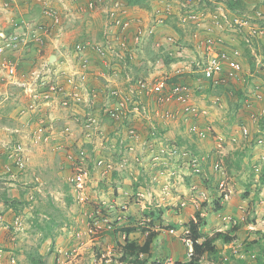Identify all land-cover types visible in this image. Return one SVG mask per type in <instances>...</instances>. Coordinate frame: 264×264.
Here are the masks:
<instances>
[{"label": "rangeland", "instance_id": "obj_1", "mask_svg": "<svg viewBox=\"0 0 264 264\" xmlns=\"http://www.w3.org/2000/svg\"><path fill=\"white\" fill-rule=\"evenodd\" d=\"M0 1H2L0 4V24L3 26L9 24V21H15L18 16L20 17V14L12 9V5L18 4V8L22 10L24 7L20 6L27 0L12 1L14 3L12 5L6 4V0ZM48 1L57 4L56 0ZM74 1L75 0L67 1V6L70 9L68 12L62 10L63 24L61 27L54 29V33L62 36V45H64L63 47L65 50H73V53H75L76 40L81 38L79 36L82 34H88L86 32L87 30H92L93 35L88 37L93 38L91 40L92 42L99 41L101 37L97 33L98 30L101 31L103 29L105 23L104 12H102L101 8H96L93 11L86 10L84 9L85 5H75ZM262 1L264 0H250V3L245 1L244 6L247 8V6L250 7ZM205 3L206 4L202 6V11L198 13L199 16L196 18V21H198L196 22L197 24H191V26L186 25L181 27L178 19V11L170 12V15L164 23L159 21L154 22L153 18L151 20V17H156L157 12L154 11L158 8L161 9L164 5L156 2L153 3L154 8L153 12L150 14L151 16L149 14L143 16L146 19L145 22L143 17L139 16L143 24L146 22L149 23V26L147 24L148 32L145 34L144 43L138 46L136 50L138 56L134 59L136 68L138 69L136 72L139 74V77H147L151 74H166V71H169V66H167L170 60L169 58L172 56L177 58L180 50H183V54L179 56L181 60L176 63L189 66L190 70H193V67H190V65L196 60L194 52H197V49L192 42L195 43V41L203 40L206 30L205 25H207L208 28L212 26V23H210V21H212L210 15L213 12L214 5L212 6V3L209 1ZM27 9L28 12L25 11L26 13L24 15L26 19H30L35 23L42 21L40 5L34 0L32 3L29 1V7L27 6ZM248 10H251V8H248ZM141 15L143 14L141 13ZM8 16L11 17L9 18ZM24 16L21 18L23 19ZM128 16L134 17L132 15L130 16V14ZM96 19H99V21L95 26L93 21ZM202 26H204V29ZM171 28L173 29L171 30ZM95 29L96 31L94 32ZM220 32V34H222L225 31ZM169 37L174 38L178 43L166 41ZM184 47L187 49H184ZM70 59L74 61L73 57ZM52 62L53 61H51V63ZM75 65L78 66L79 64L75 62ZM249 65L250 64L246 63L244 72L248 73L250 71ZM98 69L99 72H105L104 74L107 75V69H102V67ZM134 72L135 70H131L132 74ZM187 72L189 75L190 71ZM64 76L63 78L66 79V75ZM98 76L101 83H104L103 77L105 76ZM182 77L187 79L190 83L188 80L189 76L185 74ZM191 77L195 78L193 75H191ZM114 80L117 84H121L123 81L122 76H114ZM193 80L194 79H192V81ZM4 81V84L10 83L8 78ZM249 81L250 86H253L254 83L263 82L264 77L261 73L254 72V76H251ZM198 82L200 83H190L192 87L191 98L192 102L201 109L203 113H207L203 115V117H200L199 121L202 126L206 127L205 129H207L209 133L205 140H196L190 136L193 143L196 144L197 152L190 146L191 143L188 137L186 124H183L182 120L179 121L176 119L162 120L161 117V120L157 119L156 124L165 132L162 136H160L159 131L154 132V129L152 127L151 129L150 125H146L147 123L144 120H142V123L137 122V127H135L140 133V138L135 140L128 136V131H125L126 129L123 130V133H116V130H114L115 126L105 117L99 126L100 134L96 136L93 132L92 135H90L91 131H88L85 122L87 106L84 104L73 106L74 109L77 108L78 111L80 110L77 113L79 119L69 125L65 124V126L59 130L60 132H58L60 136L59 139H51V136L46 142H36V144L40 145H38L39 147L45 149L44 151L49 152V161L62 166L60 171L62 173L61 175H56L54 171L51 170L49 174L41 175L40 172H36L35 175L32 174L31 177L27 178L29 185L34 184L30 192L32 196L30 200H32V202L37 201L38 205L40 199H42L43 202H41L43 207L41 208L46 210L49 202H51L49 200L55 198L57 201L61 202L63 214H68L71 218L74 215L77 216L73 219L74 224L71 225L70 221H68L66 226H63V237L59 238L58 236L56 238V246H59L56 251L47 247V245L50 246L54 240L49 243L46 241L41 243L39 240V233H32L29 235L17 233L16 236H19L20 243L24 246L26 253L27 250L28 252L31 251L33 254H37L38 251V254L46 264H101L102 261L100 259L96 260L94 251V246H96L104 252L110 264H113L111 259L113 260L120 256L119 253L116 252L119 246L111 239L112 236L107 235L103 238V232L107 229L108 224H112V222L117 219H119L121 223H125L123 220H125L126 214H130L128 215L129 219H131L130 216L136 218L130 221V224L133 225L132 227L136 229L132 231L129 236L144 242L147 235V230L145 231V229L151 228V230H159L158 226H160L161 223V215L165 216L164 218L167 219L170 214H173V218L175 215L179 214H195V211L198 210L192 209V211H190L188 208H191V204L192 206L194 205L191 200L192 197H189L190 186L187 182L190 180L194 181L195 185H199L201 189L208 191L207 201L201 202L198 200V203L201 205V211H206L207 215H205L204 218H207V221H209L210 216H214L216 221L220 222L216 223L212 229H206L204 236H209V233L213 234L218 228L230 230L235 225H238L245 234L247 232L249 233V235H245L246 239L244 241L243 234H237V242L233 244L232 248L228 247L224 249L222 247L223 243L218 241L217 245L221 250L220 258L215 259L214 257L205 256L203 259L204 264L205 262L223 264L226 260H230V264H242V259L237 257L236 253H234V245L241 244L246 248L250 241L260 236L259 233H257L258 230H260V234H263L260 227L264 228V224L260 222L264 217V183L262 182V172L264 171V144H257L256 141V138L260 134L258 130L264 129V124L262 121L258 123L252 122L249 116L250 109L243 108L245 104V95L242 90L243 86L241 81L235 84L239 87H233V90H224L221 94H214L213 92L208 93L205 90L207 89V85L201 81ZM111 84L113 85V82H111ZM8 88L9 86L5 85V89ZM7 92L8 91L5 93ZM104 99L105 96L103 92H100L99 96L95 98L96 105L94 112L96 114L98 113L99 117H101L99 114L100 111L103 114L105 113L103 106ZM2 100L5 101L6 99L2 98ZM13 106L16 105H8L7 102H0V120L4 121V124L12 122L8 121V118ZM261 106H263L262 103ZM150 108H152L151 105ZM18 109L23 111V105H21L20 108L18 107ZM30 117H26L23 112L18 115L21 122H24V125L27 124L29 128L27 129L28 135L32 131V128H30L31 122H29V119H31ZM52 120L53 118L49 121V128L51 131L56 130L55 127L53 129ZM243 123L249 127L250 133L248 136L245 134L242 135L240 132V127ZM130 125H132V123L127 124L128 127ZM13 126H16L15 123ZM15 128H18V125L12 128V130L14 131ZM178 137L188 140L186 143L179 144L183 146V148H187L184 149L186 153L185 155L184 153H180V155L177 154V156L171 157L167 150L171 148L169 145L174 142L176 143ZM122 138H124L128 147L123 148L121 154H119L117 147ZM8 141L12 140H0V149H2V144ZM29 141L30 144H33L31 139H29ZM107 142H111L114 147L109 148ZM166 142H169V145ZM104 149L106 151L105 153H103ZM81 150H84L86 153L85 159L87 160H83V162H86L87 168L89 167L90 181L86 189L81 193L82 195L80 194V197L75 199L72 196L70 186L67 185V177L72 172L67 153L73 151L75 155H78ZM116 151L118 155H115ZM110 153L113 155H110ZM194 154L199 156H194ZM208 155L210 157L204 159V157ZM100 157H105L112 165V169L106 174L103 173L102 168H95L94 161L96 158ZM192 157L197 158V160L200 159V171H195L193 167H189V160ZM218 161L222 167L219 171L214 168V164ZM236 162H239V165ZM212 174L215 177L214 180L211 181L207 178H211ZM139 175L145 176L144 182L148 185H139L137 190L142 187L141 190H144L145 195L153 191L154 193L152 196L146 197L142 192L140 193V191H138L137 194V192H135L136 190L133 189V181L137 179ZM204 178L210 181V184H205ZM155 179L160 184H164L162 180L165 179V183L169 185L168 190H165V188L159 190L158 187H154L153 189L151 180L154 181ZM47 180L55 182L56 186H52L50 189ZM221 180H225L227 183L231 191V198L228 202L221 204L222 206L219 208L217 207V199L215 197L216 195L219 196V193H215L211 185H214V181L219 184ZM131 185L133 187H130ZM25 192H28V189H26ZM25 192L22 195H24ZM55 194H57L58 197H55ZM25 196V198H29L28 194ZM160 197L163 198V203L157 201ZM193 197L196 198L195 196ZM183 201L186 202L185 207L181 204ZM40 204L38 207H40ZM149 209H153L156 212V223L153 225L145 223V219L148 218L144 217V212ZM159 210H162V213H160ZM133 214H136V217ZM29 216L33 218L38 216V214L30 213ZM229 217L233 218L232 222H229ZM36 220L44 225L49 222V220L44 217ZM234 220H236V223H234ZM253 220L254 222H258L257 220H259L257 229H249L246 225L247 222ZM226 225L227 227H225ZM111 226L115 228V226ZM162 226L166 229L172 228V225H166L168 227L165 225ZM166 231L168 232V230ZM117 239L119 242L125 240L121 233H118ZM255 252L257 254L260 253L259 251ZM160 253L166 256L165 251H161ZM170 258L161 257L159 259L166 261ZM171 260L173 261L175 259L171 258L170 261ZM105 262L106 261H104V263ZM256 262L257 260H254L252 264H257Z\"/></svg>", "mask_w": 264, "mask_h": 264}, {"label": "built area", "instance_id": "obj_2", "mask_svg": "<svg viewBox=\"0 0 264 264\" xmlns=\"http://www.w3.org/2000/svg\"><path fill=\"white\" fill-rule=\"evenodd\" d=\"M41 7L42 21L33 22L30 19L23 18L15 23L18 30L6 34L0 31V74L2 79H9L10 82L18 81L19 65L7 56V52H18L27 49L31 43L40 49L43 48L48 35L55 28L61 27L63 24L62 10L69 11L67 6L68 0H56L57 4H53L48 0H34ZM178 4V15L183 23L196 19L198 10L192 9L200 3L205 5L207 1L212 3L213 12L210 17L211 23L219 29H228L234 31L240 36L245 45L250 49L254 64L257 70L264 75V48H260L257 40L264 37V26L255 23V19L261 15V12L254 16L252 13L241 14L230 17L226 12L223 3L217 0H174ZM125 0H90L84 9L93 11L101 8L104 12L105 23L102 29L101 39L99 41H80L75 44L76 62L78 66L72 65L67 72L59 70L55 74H51L50 69L35 70L32 72L33 85L25 82L20 83L24 86L25 92L29 95L30 101L24 107V113H35L33 128V136L36 142H46L51 137L49 121L51 118V110L55 105L65 108L86 105L87 112L85 114L86 127L94 135H99L101 122L95 110V98L100 92L91 87L89 83V69L99 68L98 64L93 63V58H98L104 62L105 72H98L97 77L104 78V96L103 103L104 112L107 118L115 126L116 133L128 131V136L138 140L140 133L136 128L137 122L144 120L147 124L157 132V119L182 120L187 125L188 132L196 134L200 138L207 136L206 129L200 125L198 119L203 116V112L193 102L191 98V84L182 77L184 69L182 66L172 65L171 71L166 74H152L148 77L136 78L132 73V64H135L136 50L141 44L144 27L141 21L127 17ZM169 10V8H168ZM170 13V12H168ZM203 57L196 61L198 72L202 77L214 83H223L227 86L234 84L239 79L245 80L244 66L242 61V52L237 48H230L223 44L222 38L218 36H207L202 41ZM184 67V66H183ZM99 70V69H98ZM50 71V72H49ZM25 77L24 73H21ZM66 75V80L63 78ZM122 76V83H115L114 76ZM249 75L253 73L249 72ZM113 82V85L111 84ZM230 84V85H229ZM249 101L258 102L264 100V84H257L253 89L246 91ZM148 100L154 101L157 108L155 113L151 111ZM173 105L175 109L163 108L162 106ZM159 107L163 109H159ZM42 110L45 112L42 113ZM153 115V116H152ZM160 119V120H161ZM254 120L264 121V109L257 115L253 114ZM143 121V122H144ZM135 122V123H133ZM128 123H132L129 127ZM136 126V127H135ZM151 128V129H152ZM243 134L247 135L249 129L246 125L242 126ZM263 140H260L262 143ZM118 151L121 152L125 144L124 138L119 141ZM114 145L109 143V148ZM132 149V147H131ZM2 150L7 157L11 159L12 165L16 167V172L25 171L27 167L26 149L23 143L7 142L2 144ZM181 149L177 145H172L168 150L171 156L177 155ZM67 157L72 165V172L69 176V182L73 186L76 198L86 189L90 171L86 162L84 150L78 155L73 151L67 153ZM196 158L193 164L196 171L199 163ZM95 168H102L103 173H108L112 169V165L107 159L96 158L94 161ZM214 168L219 171L222 169L221 164L216 162ZM16 172L12 175L15 176ZM197 189L194 185L191 191ZM221 201L227 202L231 198L225 180H221L218 184ZM198 191V190H196ZM82 195V194H81ZM201 197L206 198V193L201 192ZM229 219H231L229 217ZM264 224V217L260 220ZM14 226L17 230L24 229L23 221L20 217L14 220ZM257 225L251 228H256ZM172 233L173 229L170 230ZM189 231H184L183 241L187 246V256L191 258L194 254L193 239L186 236ZM239 252V251H238ZM237 252V253H238ZM241 258L254 260L255 254L243 253ZM10 263L15 264L16 258L12 256Z\"/></svg>", "mask_w": 264, "mask_h": 264}, {"label": "crops", "instance_id": "obj_3", "mask_svg": "<svg viewBox=\"0 0 264 264\" xmlns=\"http://www.w3.org/2000/svg\"><path fill=\"white\" fill-rule=\"evenodd\" d=\"M12 1H16V0H6V4H11V5L14 4ZM29 1H31V3L33 2V0H27L25 3H23L20 6V7H24V8H22V10L20 8H18V4L12 5V9L16 10V13L20 14V17L18 16L17 19H15V21L13 20V22L9 21V24H5L3 26L0 24V29L8 32L9 34L18 30L15 23L22 19L21 17L25 15V13H26L25 11L28 12L29 8L27 9V6L29 7ZM88 1L89 0H75L74 2H75V5L82 6V5H85ZM125 1L127 3V6H126L127 13H128V15L130 14V16L131 15L134 16V17H131L134 21H136L137 19L140 20L139 16L143 17V16H146L148 14L150 15L153 12V8H154L153 3L154 2L161 3V5L164 4L161 9L158 8V9H156V11H154V12H158V14H157L158 16L163 17V22H165L167 20V18L169 16L168 12L177 11V8H178V6L175 5L176 2H174L173 0H125ZM244 1H247L248 3H250V0H244ZM1 2L2 1H0V4H1ZM2 5H3V3H2ZM234 6L235 5H233L232 8L229 6H226L225 10L228 12L230 11L229 12L230 14H235L234 12L236 10H235ZM258 7L260 9L264 10V1L259 2ZM168 8H169V10H168ZM162 9H164V10H162ZM150 10H152V11H150ZM23 12H24V14H23ZM141 13L143 15H141ZM94 14H95V12H94ZM24 18H25V16H24ZM143 19L145 22L146 19L144 17H143ZM150 19L152 20V17ZM98 21H99V19H96L95 21H93L95 26L98 23ZM179 22H180L181 27H184L180 20H179ZM144 24L146 26L148 24V26H149L148 22H146ZM101 25H102V23H101ZM187 25L191 26V23H189ZM205 26H206V30H205V32L203 31L205 33L203 39L206 38L207 36H210V35H216V34L221 35L222 40L224 41L223 44L225 46H228L230 48H237V49H240L242 51V54H243L242 55V61H243L244 69L246 67V63L250 64L249 66L251 69V67L253 65V57L250 54V51L246 48V46L242 42V40L238 34H236L235 32H231V31H225L224 33L220 34L221 33L220 30H217V29L214 30V29H212V26H211V28H208L207 25H205ZM202 27L204 29V26H202ZM172 29L173 28H171V30ZM2 30H0V31H2ZM95 31H96V29L94 30V32ZM54 32L55 31H52L48 35L47 41H46L45 46L42 50H39V49H36V48L30 46L29 48L23 49V50L18 51V52H13V53L7 52L6 53V55L10 56L12 59L18 60L17 63H19V72L25 74V77H23V76L19 77L20 82H22V83L25 82L28 85H33V79L31 77V74L35 70H44L45 68H48V69H50V71H52L51 74H55L56 72H59V70H65L66 69L67 71H69L72 68V64L75 65L76 58H73L74 59V61L72 60L73 62L70 59L74 56L73 50L69 49L66 51L65 48L63 47L64 45H62V42H63L62 36H60ZM86 32L88 34H82L81 36H79L81 38H78L76 41L77 42L91 41L93 38H88V37H91V35H93L92 30H87ZM162 33H163V31H162ZM97 34H99V36L101 37L102 30L101 31L98 30ZM156 34H157V32H156ZM156 36H158V35H156ZM166 41H170V43H175V42L178 43L177 40L175 41V39L171 38V37H169L168 40H166ZM202 41L203 40L195 41V43L192 42L194 47L197 49V52L196 51L194 52V57L197 61L201 60L202 59L201 57H203ZM143 43H144V40L142 41L141 44H143ZM260 43H261V45L264 46V37L261 39ZM184 49H187V48L184 47ZM182 52H183V50L182 51L180 50L177 58L170 56L172 58V60H171V58H169L170 60H169L168 65H167V66H169V68H168L169 71H166V73L171 71L172 65L182 66V69H184V75L186 74L187 76H189L188 80L190 81L191 84L193 82L195 84L200 83V82H198V79H196V78H198V76H200L199 73L190 70L189 66L184 65V67H183V65H181V63H179V64L176 63L177 61L181 60L179 56H181L183 54ZM52 54L56 55V60H54L51 63V62H49V57ZM93 61H94L93 63H95V65L98 64V67H102V69H105L104 62L102 60L95 57V59L93 58ZM187 71H190L189 75H188ZM89 72H90L89 83H90L91 87H94L99 92H104L105 82L101 83V80L98 79V77L96 76V74L99 72L98 68L92 67L91 69H89ZM191 75H193L195 78H192ZM249 77H250V75L248 73L247 74V83H249ZM192 79H194V80L192 81ZM239 80L242 82V86L244 87L246 85L244 80L243 79H239ZM240 81L235 82V84L236 83L238 84V82H240ZM201 82H203L204 84H208V81L206 79H201ZM4 83H5V81H4V79L1 78V74H0V102L1 103L7 102L8 105L14 104L16 106H13L11 108V112L9 113V118L7 117L8 121H12V122L4 124V121L0 120V140L3 139V140L22 141V139H24L23 141H24V143L27 147V150H28V154H27L28 161H27L26 170L24 172L17 173L15 166L12 165L11 159H9L6 156V154L2 151V149H0V264H11L10 258L12 256H14V258L17 259V264H29L28 258H27L28 250L26 253V250H24V246H22L20 243L19 236L18 237L16 236L17 233H20L21 235L22 234L29 235L32 233H35V234L39 233V235L41 236L43 234V232L41 231V229L39 230V226H37V223L34 222V219H40L41 217L42 218L44 217V218H47L50 222L54 221V224L56 225V227L52 230L53 235H51L45 241L47 243H49L50 241L54 240V242L52 244H50V246L47 245V247L51 248L52 250L54 249L56 251L57 247H59V246H56V244H57L56 238L58 236H59V238L63 237V235H62L63 229H64L63 226L64 225L66 226V223L68 221H70L71 225L74 224L73 219H75V217L77 215H74L71 218L68 216V214H63L62 213L63 212L62 204L60 201H57L55 198L49 200L51 202H49V205L47 206L46 210L41 208V207H43L42 206V202H43L42 199H40L41 204L38 203V205H37V201H34V202L30 201V199H32L30 192L32 190V187H34L33 186L34 184L29 185L27 178L31 177L32 174L35 175L36 172H40L41 175L42 174L46 175V174H49L51 172V170L54 171V173L56 175L57 174L61 175L62 172H60V171L62 169V166H60L59 164L58 165L54 164L51 161H49L48 160L49 152L44 151L45 149L39 147L40 146L39 144H36L34 142H33V144L29 143L30 142L29 139H31L30 133H29V135L27 133L28 132L27 129H29V128H28L27 124L24 125L23 124L24 122H21V119L18 118V115L20 112L18 107L20 108L21 105H23V107H25L30 101L29 95L24 90V86H22L20 83H18L16 81L10 82L8 84H4ZM5 85L9 86V88L5 89ZM233 87H239V86L232 84V88ZM6 91H8V92L5 93ZM2 98L6 99V100L4 101V100H2ZM148 103L152 106V108H150L151 111L154 112L155 109L157 108L154 101L148 100ZM162 107H165V106H162ZM76 109L77 108L74 109V107L71 106L70 108L55 107L51 110V112H52L51 116L53 118L52 126H53V129H54V127L56 128V130H52V132H51V136H52L51 139H53V138H54V140L59 139L60 138V136L58 134V132H60L59 130L62 127H64L65 124L69 125L71 123L76 122L75 120L79 119L77 113L80 110L78 111V109L77 110ZM159 109H163V108L159 107ZM42 112H45V110H42ZM99 114H100L102 120H104V118L106 117L105 114H103L101 111L99 112ZM28 116L30 117V115H28ZM28 116H26V117H28ZM32 116L35 117V114L33 113ZM14 123L16 126L18 125V128L14 129V130H16L15 132L12 130V128L16 127V126H13ZM19 130H20V132H18ZM159 134L164 135L165 132H162L159 130ZM166 138H168V137H166ZM182 140L184 141V143H186L188 141L186 138L182 139ZM190 143L193 144V140H190ZM105 152L106 151H103V153H105ZM199 165H201V161H200ZM13 172H16L15 176L12 175ZM137 179H138V177H137ZM151 182L153 183V185H152L153 189H154V187L155 188L158 187L159 190L161 188H165V190H168V188H169V185L165 183L166 182L165 179L162 180V182L164 184L158 183L156 181V179L154 181L151 180ZM47 184H48V187L50 189L52 188V186H56V183L51 181V180H47ZM26 186H27V188H26ZM133 186L131 185L130 187H133ZM141 188L138 191H140V193L142 192V194L146 197L152 196L154 193L153 191H150L149 193H147V195H145L144 190H141ZM198 188H199V190H201V187L199 185H198ZM26 189H28V192H25ZM24 192H25V194L22 195ZM189 193H191V189L189 190ZM26 194H28L29 198H25ZM56 196H57V194H55V197ZM186 197H188V196H186ZM189 197H191L190 194H189ZM162 199L163 198L160 197V198H158L157 201H159L160 203H163ZM26 202H29L28 203L29 205H23V207L20 206V208H18V211L15 209L20 204H22V203L24 204ZM39 204H40V207H38ZM30 206L32 209L30 208ZM190 206H191V208L190 207H188V208L190 211H192V209H194V205L192 206V204H191ZM31 211H33V212H31ZM20 213H22V214H20ZM30 213L31 214H38V216H35L32 218V216H29ZM126 215L127 216L125 217V220H123V221H125V223H121V222L118 223V225H120V227H132L133 226L132 224H130V221H132L133 219H136V218H132V216H130L131 219H129L128 215H130V214H126ZM133 215L136 217V214H133ZM172 215L173 214H170L167 219L164 218L165 216H162V218L160 220L161 221L160 226H158L160 229V230H158V231H160V234H159L158 238L156 239L155 243L153 244L152 252L155 255V258H161V257H169L170 258L171 257V258H174L175 261L176 260H185L186 259L185 248H184L181 240L179 238L173 236L172 234H169L166 231V229L164 228V226H162V225L166 226V225L174 224V226L177 227V225L186 223L194 214H179V215H175L173 218H172ZM17 217H20L23 221L24 229H22L21 231L15 229V226H14V220ZM205 221H206V224L202 227L203 233H205L206 229H210V228L212 229L216 225V223H220V222L216 221V218L214 216H210L209 221H207V218H206ZM225 227H227V225ZM218 230H223V229L218 228ZM224 231H226V230H224ZM210 234L211 233H209V235ZM237 234L238 235L243 234V237H244L243 241L246 239L245 235H249L248 232L245 234L241 228H239L235 232V235H237ZM259 235H260V237L263 236L260 233H259ZM258 238L259 237H257L256 239H258ZM111 239L113 241H115V239H113V237H111ZM139 242L143 243L141 240ZM236 242H237V236H236L235 241H233L232 243H229V244H222V247L224 249H227L229 246H231L232 244H235ZM245 244H247V243H245ZM95 247L96 246H94V251L96 254V260L100 259L102 261L101 264H107V263L110 264L108 258L105 257L104 252H102L101 249H100V251L102 252V255L100 257L97 255V248H95ZM248 248H250V247H248ZM248 248H247V250H248ZM250 250L251 249H249L248 251H250ZM161 251H165L166 256H165V254L161 255V253H160ZM168 254H170V255H168ZM104 261H106L107 263L106 262L104 263ZM111 262H113V264H122V262L119 259V256L117 258H114L113 260L111 259ZM92 264H96V263H92ZM149 264H151V262Z\"/></svg>", "mask_w": 264, "mask_h": 264}, {"label": "trees", "instance_id": "obj_4", "mask_svg": "<svg viewBox=\"0 0 264 264\" xmlns=\"http://www.w3.org/2000/svg\"><path fill=\"white\" fill-rule=\"evenodd\" d=\"M196 1V0H193ZM230 6H233L232 0H225ZM225 2V3H226ZM226 3V4H227ZM241 6L240 2H238L234 8L236 9L237 7ZM264 21V20H263ZM133 70L135 72L133 75L138 78L139 74L136 72L138 69L136 68L135 64H132ZM141 77V76H140ZM207 89H205L208 93H214V94H221L224 90H233L232 85L227 86L226 84L223 83H214L212 81H208V84H206ZM157 131H162L157 125ZM160 136H162L160 134ZM168 141V140H165ZM167 144L169 142H166ZM177 144H182L184 141L178 137L176 140ZM169 145V144H168ZM196 144H191V148L197 152L196 150ZM170 146V145H169ZM239 165V162H236ZM114 170V169H113ZM214 175H211V178H207L209 180H214ZM205 179V178H204ZM205 179L204 183L210 184V181ZM145 176L139 175L138 179H135L133 181L134 185V190L138 194V186L139 185H144L146 186L147 183L144 182ZM208 181V182H206ZM262 182L264 183V171L262 172ZM189 186L195 185L194 181L188 180L187 182ZM217 183L214 181V185H211L212 188H214L215 193L218 192L217 190ZM212 190V189H211ZM216 195V194H215ZM217 199V207L221 208V203H220V197L217 195L215 196ZM29 202L22 203L15 209L18 211V208L23 207V205H29ZM160 213H162V210H159ZM155 210L149 209L148 211L144 212V217L150 219V221H145L146 224L153 225L156 222L155 218ZM162 217V215H161ZM206 218L202 217L200 211H196L195 213V219L191 218L190 221L188 222L187 226L189 227V236L193 239L194 242V256L190 260H174V261H165L163 259L155 258V255L152 252L153 244L155 243L156 239L158 238L160 231L156 230H151V228L145 229L147 230V235L144 239V242L141 243L138 241V239L131 238L129 235L132 231H134L136 228L135 227H120L118 223L120 222L119 219L115 220L112 222V225L115 226V228H107L103 232V237L110 235L115 239V244L119 246V248L116 250L117 253H119V259L122 262V264H200L201 259L203 256H209V257H214L215 259H219L221 256V250L217 245L218 241H221L223 244H229L236 239L235 232L239 229L238 225L233 226L230 230H217L213 234L209 236H204L202 227L206 224L205 221ZM37 220L34 219V222L37 223V226H39V230L43 232V234L40 236L39 240L40 242H44L47 238H49L51 235H53L52 230L56 227L54 224V221H49L47 224H41L40 222H36ZM57 224V223H56ZM174 226V224H172ZM118 233L125 234L126 238L123 242L117 241V236ZM204 238L203 240H201ZM264 235L258 239H254L248 243L246 249L248 247V250L251 249V251H259L257 256V264H264ZM40 243V244H41ZM97 248V255L100 257L102 255V252L100 251V248ZM28 262L29 264H46L44 260H42L41 256L38 254H33L31 251L28 252L27 254ZM245 261V262H244ZM248 264L246 263V260H242V264ZM223 264H230V260H226Z\"/></svg>", "mask_w": 264, "mask_h": 264}, {"label": "clouds", "instance_id": "obj_5", "mask_svg": "<svg viewBox=\"0 0 264 264\" xmlns=\"http://www.w3.org/2000/svg\"><path fill=\"white\" fill-rule=\"evenodd\" d=\"M90 1V0H89ZM174 1V0H173ZM218 1V3L217 4H219V3H223V5H224V8H226V6H229V7H231L232 8V6H230L225 0H217ZM175 2V1H174ZM227 4H226V3ZM232 2H233V4L234 5H236L238 2H240V4H241V6H239V7H237L235 10V14H230L228 11H226L227 13H228V15L230 16V17H233V16H236V15H241V14H248V13H252L254 16H257V13L258 12H261V15L259 16V17H257L256 19H255V23H257V24H259L260 26H264V10H262V9H260L259 7H258V3L259 2H257L256 4H254V5H252V6H247V8L244 6V3H245V1L244 0H232ZM176 4H177V2H176ZM178 5V4H177ZM126 6H127V3H126ZM125 6V7H126ZM202 3H200V5H198V6H193L192 7V9H196V10H198V12H201L202 11ZM248 8H251V10H248ZM40 11H41V7H40ZM126 14H127V17H129L128 16V13H127V10H126ZM158 14V12L156 13V17L154 16V17H152L153 18V20H154V22H157V21H159V22H161V23H164L163 22V17H161V16H158L157 15ZM169 15H170V13H169ZM232 15V16H231ZM179 16V15H178ZM129 18H131V17H129ZM179 18V20H180V17H178ZM132 19V18H131ZM138 20V19H137ZM140 21V20H139ZM181 21V20H180ZM196 22H198V21H196V19H193V20H189L188 22H186V23H183L182 21H181V23H182V25L183 26H186L187 24H189V23H191V24H197ZM142 23V22H141ZM210 23H211V21H210ZM142 25H143V27H144V35H143V39H142V41L144 40V38H145V34H147V32H148V26H146L145 24H143L142 23ZM188 26V25H187ZM211 28V27H210ZM212 29H217V30H220V31H230V30H228V29H219L218 27H215L214 25H212ZM6 34H8V32H6V31H4ZM231 32H234V31H231ZM212 36H218V37H220V38H222L221 37V35H212ZM240 37V36H239ZM261 39L262 38H260V39H258L257 40V44H258V46L260 47V48H264V46L263 45H261V43H260V41H261ZM242 40V39H241ZM46 41H47V39H46ZM242 42H243V40H242ZM46 43V42H45ZM142 43V42H141ZM223 43H224V41H223ZM244 43V42H243ZM244 45H245V43H244ZM30 46H33V47H35L36 49H39L37 46H35L33 43H31L30 44ZM29 46V47H30ZM44 46H45V44H44ZM44 46H43V48H44ZM246 46V45H245ZM28 47V48H29ZM228 47V46H227ZM42 48V49H43ZM246 48L250 51V49L246 46ZM42 49H40V50H42ZM242 52V51H241ZM75 53H73V55H74ZM250 54L252 55V53H251V51H250ZM243 55V54H242ZM10 57V56H9ZM252 57H253V55H252ZM73 58H74V56H73ZM12 59V58H11ZM13 61H15V62H17L15 59H12ZM196 61L197 60H195L191 65H190V67L192 66L193 68V70L192 71H194V72H197V73H199L200 74V76H198V81H201V79H205L204 77H202V74L200 73V72H198V71H196V70H198V66H197V63H196ZM18 65H19V63H18ZM253 67H251V69H250V73L252 72L253 73V75H250V77L251 76H254V72H258V73H260L258 70H257V68H256V66H255V64H254V57H253V65H252ZM106 69V68H105ZM133 69V68H132ZM65 71H67L66 69H65ZM244 71H245V69H244ZM68 72V71H67ZM248 72V73H249ZM248 73H246V72H244V77H245V80H244V82H245V86L242 88V90L244 91V95H245V104H244V106H243V108L244 109H246V108H249L250 109V112H249V116H250V120L252 121V122H256V123H258V122H260V121H262V123L264 124V121L261 119V120H254L253 119V114H259L263 109H264V100H260V101H258V102H251V101H249L248 100V96L246 95V91L248 90V89H253L257 84H264V81L263 82H261V83H254V85L252 86H250V81H249V83H247V74ZM262 74V73H261ZM152 75V74H151ZM263 75V74H262ZM20 76H22L21 75V72H19V76H18V83H21L20 82V80H19V77ZM119 76H121V75H119ZM150 76V75H149ZM148 77V76H147ZM249 77V78H250ZM263 77H264V75H263ZM66 80V79H65ZM207 80V79H206ZM105 81V80H104ZM207 81H209V80H207ZM237 82V81H236ZM234 85H235V82H234ZM250 86V87H249ZM94 88V87H93ZM261 103L263 104V106H261ZM55 107H62V106H58V105H55ZM54 107V108H55ZM63 108H65V107H63ZM68 108H70V107H68ZM163 108H170V109H175L176 108V106H173V105H166L165 107H163ZM53 109V108H52ZM21 112H23V111H20L19 112V114L21 113ZM24 113V112H23ZM43 113V112H42ZM155 113V112H154ZM35 114V113H34ZM51 114H52V112H51ZM105 114V113H104ZM207 113H203V115H206ZM25 115L26 116H28V115H31V118L32 119H29L30 121L29 122H31L30 124H31V127L30 128H32V131L30 132V136H31V141L32 142H34V143H36V141H35V139H34V136H33V128L35 127V124H34V120H35V117L34 116H32V114L31 113H29V114H27V113H25ZM22 116V115H21ZM35 116H36V114H35ZM106 116V115H105ZM203 117V116H202ZM106 118H107V116H106ZM108 119V118H107ZM109 120V119H108ZM180 121V120H179ZM198 121H199V119H198ZM109 122H111L110 120H109ZM112 123V122H111ZM199 123H200V121H199ZM113 124V123H112ZM183 124H185L184 122H183ZM201 125V124H200ZM243 125H246L245 123H243L242 124V126ZM202 126V125H201ZM242 126L240 127L241 129H240V132H241V134L242 135H244L243 134V132H242ZM247 126V125H246ZM186 127H187V125H186ZM204 128H206L205 126H203ZM248 127V126H247ZM248 129H249V127H248ZM16 130H14V132H15ZM206 131H207V136H208V133H209V131L206 129ZM18 132H20V130L18 131ZM50 132H52L51 130H50ZM187 132H188V129H187ZM258 132H260V134H259V136L256 138V141H257V144H264V129H259L258 130ZM249 133H250V130H249ZM249 133L246 135V136H248L249 135ZM188 137L190 138L189 140H191V137H193V138H195L196 140H205L206 138H207V136L205 137V138H200V137H198L196 134H193V133H190V132H188ZM191 136V137H190ZM236 139V138H235ZM24 139H22V141H15V140H12L11 142H19V143H23L24 144V146H25V149H26V156H27V147H26V145H25V143H24V141H23ZM260 140H263L262 141V143H260ZM8 142H10V141H8ZM38 143V142H37ZM43 143V142H42ZM108 144L110 143L111 144V142H107ZM169 144V143H168ZM172 145H177L178 147H179V149H181L180 151H179V155H180V153H184V155H185V150L184 149H187V148H183V146H180L179 144H177V143H172L169 147H171ZM107 146V145H106ZM109 146V145H108ZM118 146H119V144H118ZM123 146V148H126V147H128V144L126 143V141H125V144L124 145H122ZM170 148H168V150H169ZM167 150V151H168ZM3 152H4V150H2ZM103 151H105V149L103 150ZM117 151H118V149H117ZM117 151L115 152V155H118V153L119 154H121V152H119L118 151V153H117ZM187 151V150H186ZM187 152H189V151H187ZM5 153V152H4ZM6 154V153H5ZM110 155H113L112 153H110ZM7 156V155H6ZM171 156V155H170ZM174 156H177V155H174ZM194 156H197L198 157V155L197 154H194ZM193 156V157H194ZM172 157V156H171ZM190 158V162H189V167H193V169H195L196 167L194 166V164H193V159L194 158ZM207 157H210L209 155L208 156H206V157H204V159L205 158H207ZM101 158V157H100ZM105 158V157H104ZM106 159V158H105ZM172 159V158H171ZM197 159V158H196ZM208 160V159H207ZM27 161H28V156H27ZM198 161H200V159L198 160ZM197 161V162H198ZM198 163H200V162H198ZM70 164V163H69ZM71 165V164H70ZM195 167V168H194ZM198 168H199V171H200V165H198L197 166ZM16 168V167H15ZM71 168H72V165H71ZM101 169V168H100ZM26 170V169H25ZM101 171V170H100ZM195 171H196V169H195ZM24 172V171H23ZM19 173V172H18ZM21 173V172H20ZM70 175H71V173H70ZM69 175V176H70ZM69 176L67 177V185H69L70 186V189L72 190V196L76 199V195H75V191H74V188H73V186L70 184V182H69ZM156 177V176H155ZM89 181H90V176H89ZM89 183V182H88ZM194 186V185H193ZM197 186V185H196ZM217 187H218V184H217ZM192 188V186L189 188V190ZM196 190H198V191H196ZM196 190H194V191H191V193H190V195H191V200L193 201V203H194V209L196 210V209H198L197 211H200L201 212V215H202V217H204L205 215H207L206 214V211H204V210H202L201 211V208H200V204L198 203V200L199 201H207L208 200V195H207V192L208 191H206V190H204V189H201V190H199V188H198V186H197V189ZM217 190H218V188H217ZM201 192H205L206 193V198L205 199H203L202 197H201V195H200V193ZM218 193H219V196L218 197H220V203L221 204H224L225 202H222L221 201V196H220V192H219V190H218ZM264 194V193H263ZM193 196H195L196 198H194ZM30 201H32V200H30ZM228 202V201H227ZM184 207H185V205H186V202H182L181 203ZM31 207V206H30ZM32 209V208H31ZM195 213H196V211H195ZM191 218H194L195 219V214L191 217ZM190 218V219H191ZM231 219L229 220V222H232V220H233V218L232 217H230ZM190 219L186 222V223H184V224H180V225H177V227H173L172 226V228H170V229H166V230H168V233L169 234H172L173 236H175V237H177V238H179L180 240H181V242H182V244H183V246H184V248H185V257H186V259L185 260H190V259H192V257L194 256V254H193V256L191 257V258H189L188 256H187V246L185 245V243H184V241H183V238H184V236H185V233H184V231H189V227L187 226V224H188V222L190 221ZM225 219V218H224ZM146 220H148V219H146ZM148 221H150V220H148ZM258 222H254V220L253 221H251V222H247L246 223V225H247V227L249 228V229H257V227L256 228H251L252 226H254V225H258L259 224V220H257ZM234 223H236V220H234ZM241 223V222H240ZM112 224H108V226H107V228H112V226H111ZM166 227H168V226H166ZM177 228V229H176ZM261 229H262V231H263V234L262 235H264V228H262V227H260ZM171 229H173L174 230V232L172 233L170 230ZM160 230V229H159ZM156 231H158V230H156ZM260 230H258V232L257 233H260L259 232ZM189 234V232L188 233H186V236H189L188 235ZM204 234V233H203ZM123 238L125 239L126 238V236H125V234H123ZM204 238H202L201 240H203ZM232 243V242H231ZM264 243V242H263ZM193 245H194V243H193ZM232 246H233V244L231 245V246H229L230 248H232ZM235 246V248H234V253H236V256L237 257H240V254H243V253H248V254H255L256 255V258L254 259V260H257V256H258V254L255 252V251H248L246 248H244L241 244H236V245H234ZM239 251V252H238ZM238 252V253H237ZM208 257V256H207ZM205 258V256H203L202 257V259H201V262H200V264H204V262H203V259ZM72 259H73V257H72ZM240 259H242V260H246V263H248V264H252V261H254V260H247V259H245V258H241L240 257ZM167 262L168 261H170V259L169 260H166ZM172 261V260H171ZM174 261V260H173ZM245 262V261H244ZM257 263V262H256ZM12 264V263H11ZM15 264H17V259H16V263ZM205 264H213V262H205Z\"/></svg>", "mask_w": 264, "mask_h": 264}, {"label": "water", "instance_id": "obj_6", "mask_svg": "<svg viewBox=\"0 0 264 264\" xmlns=\"http://www.w3.org/2000/svg\"><path fill=\"white\" fill-rule=\"evenodd\" d=\"M54 60H56V55L55 54L50 55L49 62L54 61Z\"/></svg>", "mask_w": 264, "mask_h": 264}]
</instances>
